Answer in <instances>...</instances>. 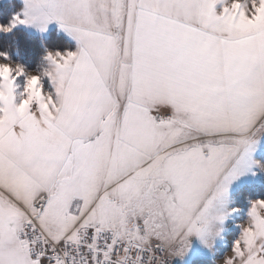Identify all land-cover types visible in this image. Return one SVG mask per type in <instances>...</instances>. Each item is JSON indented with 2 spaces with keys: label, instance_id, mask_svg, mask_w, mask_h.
Segmentation results:
<instances>
[{
  "label": "snow or ice",
  "instance_id": "1",
  "mask_svg": "<svg viewBox=\"0 0 264 264\" xmlns=\"http://www.w3.org/2000/svg\"><path fill=\"white\" fill-rule=\"evenodd\" d=\"M10 5L0 264H264V0Z\"/></svg>",
  "mask_w": 264,
  "mask_h": 264
},
{
  "label": "trees",
  "instance_id": "2",
  "mask_svg": "<svg viewBox=\"0 0 264 264\" xmlns=\"http://www.w3.org/2000/svg\"><path fill=\"white\" fill-rule=\"evenodd\" d=\"M14 3L15 0H12ZM14 10L10 5V0H5L0 2V17L6 18L10 11ZM9 41L12 46V53L16 55V49L19 48L20 55L18 59L23 60L28 63L30 66H35L36 62L39 59V56L42 52L41 42L47 44L49 47L63 45L67 40L62 34L57 35L55 29L50 30L49 34L46 37H41L35 34H32L25 29H20L17 33L10 34L7 37H4ZM200 259H193L192 264H199Z\"/></svg>",
  "mask_w": 264,
  "mask_h": 264
},
{
  "label": "rangeland",
  "instance_id": "3",
  "mask_svg": "<svg viewBox=\"0 0 264 264\" xmlns=\"http://www.w3.org/2000/svg\"><path fill=\"white\" fill-rule=\"evenodd\" d=\"M2 1H5V0H0V2H2ZM53 29H51V30H53ZM25 30L28 31V32H30V33H32V34L38 35L37 33L31 31L30 29H25ZM46 36L47 35H45L44 37H46ZM257 194H261V193L258 192ZM238 202H240L239 199H238ZM241 222H243V221L242 220H237L236 221L237 224H239ZM235 231H236V229L234 228V226L232 228H230L229 233H228V239L229 240L232 238V235L235 234ZM206 255H207V253H206L205 250L200 249L199 247H196L185 258L184 264H192V260L193 259H200L201 257L206 256Z\"/></svg>",
  "mask_w": 264,
  "mask_h": 264
}]
</instances>
